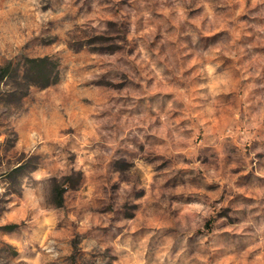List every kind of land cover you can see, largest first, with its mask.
I'll return each instance as SVG.
<instances>
[{"label":"rangeland","instance_id":"374dc122","mask_svg":"<svg viewBox=\"0 0 264 264\" xmlns=\"http://www.w3.org/2000/svg\"><path fill=\"white\" fill-rule=\"evenodd\" d=\"M44 56L0 84V264H264V0H0V68Z\"/></svg>","mask_w":264,"mask_h":264},{"label":"trees","instance_id":"16d2710c","mask_svg":"<svg viewBox=\"0 0 264 264\" xmlns=\"http://www.w3.org/2000/svg\"><path fill=\"white\" fill-rule=\"evenodd\" d=\"M16 78L20 88L24 89L22 95L34 87H48L60 79L59 61L51 56L27 58L21 65L6 64L0 68V84L6 78ZM64 192L58 193V206L64 204Z\"/></svg>","mask_w":264,"mask_h":264}]
</instances>
